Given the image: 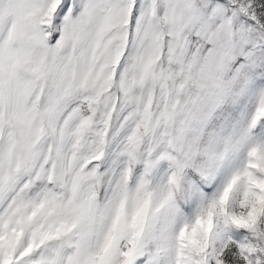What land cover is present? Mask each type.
<instances>
[{
    "label": "snow or ice",
    "instance_id": "obj_1",
    "mask_svg": "<svg viewBox=\"0 0 264 264\" xmlns=\"http://www.w3.org/2000/svg\"><path fill=\"white\" fill-rule=\"evenodd\" d=\"M0 264H264V0H0Z\"/></svg>",
    "mask_w": 264,
    "mask_h": 264
}]
</instances>
